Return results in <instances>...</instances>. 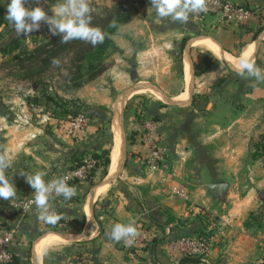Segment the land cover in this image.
<instances>
[{
	"label": "crops",
	"instance_id": "0c3cea01",
	"mask_svg": "<svg viewBox=\"0 0 264 264\" xmlns=\"http://www.w3.org/2000/svg\"><path fill=\"white\" fill-rule=\"evenodd\" d=\"M120 1L89 4L112 7ZM219 1L252 11L254 17L243 23L207 7L187 25L165 24L150 0H143L133 20L119 28L107 71L73 93L94 120L107 122L109 149L100 145L98 130L91 134L92 124L78 138L70 124L48 118L0 119V152L14 158L5 175L17 188L12 200L0 199V222L16 230L13 251L21 264H77L82 258L89 264H202L186 261L170 246L203 234L212 244L211 264H264V152L254 157L264 144V82L241 79L229 63L252 48L250 59L264 69V31L254 37L264 27V0ZM207 41L219 47L223 59L205 47L208 52L231 72L220 64L197 76L203 60L195 59L193 46ZM146 93L157 98L141 96ZM156 148L164 156L153 164ZM87 149L95 154L109 150L110 162L103 181L92 187L70 184L76 188L72 201L53 200L59 222L81 228L77 241L61 246L63 238L46 232L53 227L38 220L34 207L25 212L19 206L35 191L21 173L60 176ZM214 184H224V191L213 194L209 188ZM116 223L137 228L136 247L110 239ZM56 236L59 241L51 243ZM45 241L50 243L39 259L37 250Z\"/></svg>",
	"mask_w": 264,
	"mask_h": 264
},
{
	"label": "clouds",
	"instance_id": "9594fccd",
	"mask_svg": "<svg viewBox=\"0 0 264 264\" xmlns=\"http://www.w3.org/2000/svg\"><path fill=\"white\" fill-rule=\"evenodd\" d=\"M37 5L41 0H34ZM30 0H10L7 5L6 19L13 26L17 36L28 37L46 24L53 36H61V43L80 40L93 47L102 44L105 33L92 25V12L89 0H58L51 7V14L43 6L29 7ZM157 17L168 22L187 25L190 17L207 12L206 0H150ZM115 26V25H113ZM53 65L60 62L52 60ZM233 71L241 79H255L264 82V69L256 65L254 59L241 57L237 65H232ZM14 158L11 153L0 152V199L12 200L17 194V188L12 180L5 175L6 170L13 166ZM21 175L26 177L27 183L33 188V203L38 213V220L49 225H55L62 217L51 208L56 197L71 200L76 195V188L70 186L69 177L46 179L47 172L38 171L34 174ZM26 210V209H25ZM138 230L133 224L116 223L110 232V239L116 242L123 240L126 246H131L138 236Z\"/></svg>",
	"mask_w": 264,
	"mask_h": 264
},
{
	"label": "rangeland",
	"instance_id": "374dc122",
	"mask_svg": "<svg viewBox=\"0 0 264 264\" xmlns=\"http://www.w3.org/2000/svg\"><path fill=\"white\" fill-rule=\"evenodd\" d=\"M9 2L10 0H0V119H5L9 122H14L15 120H28L33 122H44L47 120L49 122L48 119H52L59 123L64 122L72 124L73 121L81 115L84 116L88 121L86 126L87 128L84 132L78 134H75L72 131L73 136L78 138L84 136L87 133L89 126L92 124L94 128L91 129V134L94 135L93 133H96L98 130L99 136L97 138L100 141V145L104 146L106 149H109V126L105 124L104 121L100 124L98 121L94 120V116H92L93 114L87 112L83 105L79 104V101L73 99V93L66 94L62 92V90H59L58 92L60 96L64 98V102H59L58 104L60 107L58 108L52 103L47 104V100L45 98L46 95L52 96V94L55 93V90L46 86L35 87L31 81H23L17 77L16 73L19 71V67H17L16 64L19 62L21 52L24 50L32 51L37 47L38 44L42 43L47 38L53 37V35L50 33L48 26L46 24H42V27L39 31L32 33L28 37L17 36L13 26L6 19L7 5ZM57 2L58 0H41L40 5H37L35 2H30L27 6H43L45 10L51 14V7ZM105 7L106 6L97 7V12L102 13ZM193 50L195 59L203 60L199 65L211 64V69H208V71L205 72L197 66V76H201L212 69L214 70V68H218L220 64L223 67L222 71L225 72L229 70V72H231L229 66L225 62L220 63L219 61V63H217L218 61H216L215 57L209 53L204 46L200 44H194ZM197 51L201 52L198 53ZM218 86L221 85L218 84ZM141 96H149L153 99L157 98L156 96L147 93L146 95ZM21 110H23V112H21ZM117 110L119 112L116 113V116H119L120 109ZM105 119H108V115H106ZM126 139L128 140V137H126L125 134V140ZM100 145L98 144L96 146ZM94 155H96L95 152L89 149H87V152L84 153L86 159L90 160H95L93 158ZM99 163L101 164L103 162L100 161ZM100 170H102L103 173L98 176L97 174L100 173ZM96 171L97 174L94 177L95 184L100 183L105 178L104 169L100 168ZM52 202L51 207L53 210H56L53 208ZM107 202L112 203L113 200L109 199ZM99 206L100 205H98L97 210ZM77 208L81 209V206H78ZM100 213L101 210L99 215H101ZM79 231H81V228L78 226H69L64 222V225L61 223L56 229L51 228L46 232L60 235L64 240V242L61 243V246H70L75 241H77L78 238H80V236L77 234Z\"/></svg>",
	"mask_w": 264,
	"mask_h": 264
},
{
	"label": "trees",
	"instance_id": "16d2710c",
	"mask_svg": "<svg viewBox=\"0 0 264 264\" xmlns=\"http://www.w3.org/2000/svg\"><path fill=\"white\" fill-rule=\"evenodd\" d=\"M30 2H34V0H30ZM143 4V0H123L113 7H105L102 13H98L97 6L91 4L90 7L93 9L92 25L99 27L105 33V40L102 44L93 47L91 44L80 40L61 43V36L47 38L32 51L24 50L21 52L19 62L16 64L19 67V71L16 73L17 77L23 81H31L35 87L46 86L55 90L52 96L46 95L45 98L47 104L52 103L59 108L60 105L58 103L64 102V98L58 92L59 90L66 94L74 93L95 81L107 71L109 67L107 63L108 54L115 47L113 40L115 34L121 26L133 20ZM263 31L264 27L259 28L254 37H257ZM53 59L59 60L60 63L53 65ZM210 66L211 64L198 65L204 72L208 71V69L210 70ZM63 124L69 125V123L64 122ZM261 151L264 152V144L261 145L258 154H255L254 157H258ZM109 155V150L103 151L102 154L94 155L93 158L96 161L95 169L91 170L86 180L77 181L74 184L83 182L89 184L90 187L94 186L96 170L108 167L110 162ZM85 160L84 154L75 156L65 173L81 167ZM100 161L103 163L100 164ZM72 199L65 201L69 202ZM60 223L58 221L55 225H49V227L56 229ZM0 224L12 228L7 223L0 222ZM204 235H200L198 238H205L206 236ZM186 259V261L192 263L199 261L193 258ZM10 264H21V258H18L15 252L13 261Z\"/></svg>",
	"mask_w": 264,
	"mask_h": 264
},
{
	"label": "built area",
	"instance_id": "2783aa9c",
	"mask_svg": "<svg viewBox=\"0 0 264 264\" xmlns=\"http://www.w3.org/2000/svg\"><path fill=\"white\" fill-rule=\"evenodd\" d=\"M206 3L207 7L212 8L213 10H217V12H223L227 18L234 19L239 22H249L254 17V13L252 11H249L245 8L236 7L229 1L220 2L219 0H206ZM87 123V119L84 116L80 115L73 121L72 124H70V126L72 128V131L75 134H78L85 131V129L87 128ZM163 156L164 151L160 148H156L152 153L150 163L155 164V162L161 159ZM95 165V160L86 159L81 167L66 172L61 176L52 177L51 179H57L67 176L69 177L67 181L69 185L74 184L77 181H84L88 178L91 170L94 169ZM33 196L34 193L30 199L22 200V202L19 204V206H21L25 212H27L32 207L35 208V205L33 203ZM55 199H59V197H56ZM52 201H50V203ZM53 211L56 212V214L60 215L56 210ZM17 240L18 236L14 228H10L8 226L0 224V264H10L13 261V248L17 243ZM137 244L138 240L135 238L134 243L131 246H125L126 248L131 249L136 247ZM170 248L173 251L182 253L185 258H194L199 260L198 262L202 264H211L209 254L212 249V244L206 238H181L178 241L172 243ZM77 264H89V260L88 258H82L78 261Z\"/></svg>",
	"mask_w": 264,
	"mask_h": 264
},
{
	"label": "bare ground",
	"instance_id": "6f19581e",
	"mask_svg": "<svg viewBox=\"0 0 264 264\" xmlns=\"http://www.w3.org/2000/svg\"><path fill=\"white\" fill-rule=\"evenodd\" d=\"M202 46H204V47H206L209 51H211L214 55H215V57H217L218 59H223V55L221 54V50L219 49V47L215 44V43H213V42H202V43H200ZM251 54H252V48H249L246 52H245V54L242 56V57H248L249 59L250 58H252L251 57ZM225 58V57H224ZM226 58H228V57H226ZM239 60L240 59H235V58H232V57H230L229 58V63H231V65H237L238 64V62H239ZM228 61V60H227ZM118 119V122H119V118H117ZM116 136H117V134H116ZM120 136V135H119ZM118 138V137H117ZM117 142H118V144H120V140H119V138L117 139ZM122 146V145H121ZM120 146L118 145V150H116L115 151V153H113V156L114 157H112L113 158V160H114V162H113V169H112V171L114 172L115 170H116V168H117V165H118V160H119V157H120V148H119ZM123 154V153H122ZM121 157H123V156H121ZM122 160V159H121ZM121 162V161H120ZM51 240V243L52 242H54V241H59V239H58V237L56 236V237H54L53 239H50ZM49 243H50V241H45L44 243H42V245H40L39 246V248H38V250H37V256H38V258L40 259L41 258V256H42V254H43V252L45 251V249L47 248V246L49 245Z\"/></svg>",
	"mask_w": 264,
	"mask_h": 264
},
{
	"label": "water",
	"instance_id": "95a60500",
	"mask_svg": "<svg viewBox=\"0 0 264 264\" xmlns=\"http://www.w3.org/2000/svg\"><path fill=\"white\" fill-rule=\"evenodd\" d=\"M211 190V192L213 194H219L222 193L225 189V185L224 184H214L212 186H210L209 188ZM261 200L264 201V193L261 194Z\"/></svg>",
	"mask_w": 264,
	"mask_h": 264
}]
</instances>
